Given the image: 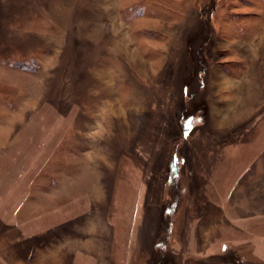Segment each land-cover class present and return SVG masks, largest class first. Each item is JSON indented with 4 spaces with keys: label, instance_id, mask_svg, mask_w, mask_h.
Wrapping results in <instances>:
<instances>
[{
    "label": "rangeland",
    "instance_id": "obj_1",
    "mask_svg": "<svg viewBox=\"0 0 264 264\" xmlns=\"http://www.w3.org/2000/svg\"><path fill=\"white\" fill-rule=\"evenodd\" d=\"M0 264H264V0H0Z\"/></svg>",
    "mask_w": 264,
    "mask_h": 264
},
{
    "label": "trees",
    "instance_id": "obj_2",
    "mask_svg": "<svg viewBox=\"0 0 264 264\" xmlns=\"http://www.w3.org/2000/svg\"><path fill=\"white\" fill-rule=\"evenodd\" d=\"M172 189H171V194H172V207L167 209L168 214H173L175 211V207H177L179 203V186H180V178H179V159L177 158L176 161L173 164V170H172ZM171 218V216L169 217ZM170 224L171 220L166 222L165 227L163 228V237L159 241V246H164L166 245V238L168 237L170 233ZM165 234V237H164Z\"/></svg>",
    "mask_w": 264,
    "mask_h": 264
},
{
    "label": "snow or ice",
    "instance_id": "obj_3",
    "mask_svg": "<svg viewBox=\"0 0 264 264\" xmlns=\"http://www.w3.org/2000/svg\"><path fill=\"white\" fill-rule=\"evenodd\" d=\"M189 123H191V122H189Z\"/></svg>",
    "mask_w": 264,
    "mask_h": 264
}]
</instances>
